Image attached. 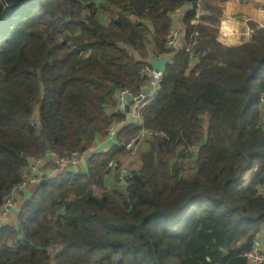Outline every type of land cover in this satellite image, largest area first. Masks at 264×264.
Instances as JSON below:
<instances>
[{
    "label": "trees",
    "instance_id": "1",
    "mask_svg": "<svg viewBox=\"0 0 264 264\" xmlns=\"http://www.w3.org/2000/svg\"><path fill=\"white\" fill-rule=\"evenodd\" d=\"M186 6L184 48L141 113L166 139L150 143L126 195L93 188L124 156L131 127L87 175L38 185L18 228H0V264H248L264 234V29L251 25L242 45L223 41L222 9L191 24L196 0H0V207L30 159L83 153L124 121L106 112L115 92L139 95L150 46L157 59L171 56L170 17ZM112 9L104 26L99 13Z\"/></svg>",
    "mask_w": 264,
    "mask_h": 264
},
{
    "label": "crops",
    "instance_id": "2",
    "mask_svg": "<svg viewBox=\"0 0 264 264\" xmlns=\"http://www.w3.org/2000/svg\"><path fill=\"white\" fill-rule=\"evenodd\" d=\"M196 3L198 7L197 11L200 16L199 24H203L201 20L202 18L209 17L211 15L210 10L208 9L209 6H213L223 10V15L219 19V26H218L219 38H221L223 41H227L235 45H242L247 41H249V39L255 32V30H253L251 25H255L257 30L259 29V27H264V13L258 10L259 7L264 8V0H196ZM189 8H190L189 6H186L182 9H179L170 17L172 21V26H176L178 29H180L181 33H183V27H182L183 20ZM110 12H116V10L112 9L110 10ZM113 18L115 19L116 15L113 16L112 19ZM131 20L134 23L140 22L135 18H132ZM192 21L191 24L194 25ZM182 38H183V34H182ZM176 52H173L169 58H165V59H168V62L170 63L171 59L173 58ZM163 59L164 58H160V59L155 58L153 56V48L150 46L149 58L145 61L147 65L150 66L149 63L152 60H163ZM197 63H198L197 60H193L192 68H194L197 65ZM159 89L154 85V81L152 79L143 80V83L140 86L139 95H134L132 93L133 97L130 99L129 105L127 107V112L129 116L127 118L123 117L124 121L121 122L123 124L122 130L128 127H131L134 130L136 129L138 123L137 118L141 117L142 110L146 106L151 104V102L156 97ZM143 106L144 108L142 109ZM106 112L109 117L119 116L114 110V104L112 107H108ZM36 117L39 118V111ZM204 129L205 131L207 130V122L205 124ZM117 143L118 140L117 142L109 141L107 135L105 137H97L96 141L92 146L94 150V154L92 157L108 153L111 149H113V147L119 146V143L118 144ZM88 163L82 164L75 169L68 167L67 169L68 171H64L65 168L58 164V160L55 157L52 158V160L45 165V171L43 172L42 175L45 179H52L64 175L66 173L87 175ZM141 167H142V163L133 164L132 165L133 173L134 174L139 173ZM255 174L256 171H253L246 175L245 177L246 185H248V183L255 176ZM38 185L39 184L31 186L26 192L21 193L18 196L17 209L12 216H10L7 219H4L1 217V213H0V228L4 226H11L14 228H18V220H17L18 213L23 207L25 201L29 200L34 195V193L38 188ZM93 190H94V194L97 197H100L105 192H115V191L122 195H126V191H127V189L120 190V188L117 185L115 175L110 172L104 177L102 188L94 187ZM53 251H57V249H53Z\"/></svg>",
    "mask_w": 264,
    "mask_h": 264
},
{
    "label": "built area",
    "instance_id": "3",
    "mask_svg": "<svg viewBox=\"0 0 264 264\" xmlns=\"http://www.w3.org/2000/svg\"><path fill=\"white\" fill-rule=\"evenodd\" d=\"M258 10L264 13L263 7H259ZM129 18L132 19L133 17L130 16ZM192 22L194 25H198L200 23L198 11L196 12ZM263 28L264 27H259V29ZM166 47L173 52L180 51L184 48L181 30L176 26H171L169 30L166 37ZM140 78L142 80L152 79L154 81V85L159 89L164 79V74L156 73L150 66H146L142 70ZM132 97L133 94L128 88H120L115 92L113 104L117 115L125 118L129 116L127 107ZM259 103L260 106L264 108V95L260 97ZM143 108L144 106L142 109ZM137 120L136 135L128 143L121 144V147L124 148L125 151L124 156L117 162L112 161L108 164L109 172L115 175L117 185L120 190L128 188L129 180L135 175L132 171V165L141 164L142 157L149 150L150 143L156 139H166V135L164 133L147 129L144 126L142 117H138ZM31 126L39 129L37 117L32 120ZM122 127V123L112 124L107 131L108 140L117 142V138L119 133L122 131ZM194 150V148H190V151ZM93 154V147H90L83 153L75 152L67 158L57 160L58 164L65 168L64 171H68V167L75 169L82 164L88 163ZM52 158H55L53 154H47L42 159H30L28 161V165L23 171L21 182L8 192L3 205L0 207L2 218L7 219L14 214L17 209V198L21 193L26 192L31 186L40 184L42 181L46 180L42 174L45 171V165L50 162ZM257 195L259 198L264 200V183L259 187ZM53 252L54 251L52 250L50 255L54 257L57 253L55 254ZM245 259L248 264H264V234L257 237L251 251L245 255ZM51 264H55L54 261H52Z\"/></svg>",
    "mask_w": 264,
    "mask_h": 264
},
{
    "label": "rangeland",
    "instance_id": "4",
    "mask_svg": "<svg viewBox=\"0 0 264 264\" xmlns=\"http://www.w3.org/2000/svg\"><path fill=\"white\" fill-rule=\"evenodd\" d=\"M113 15H114V12H100L99 13V20H100V22L104 25V26H107V25H109V22L111 21V19H112V17H113ZM38 107H36L35 108V111H34V116L36 117V115L38 114ZM184 164H185V162H184ZM186 165V168H184L185 169V171L187 172V173H189V169H190V162H188V164L186 163L185 164ZM187 173H185V175H188ZM55 249H57V248H55ZM59 250V249H58ZM53 253H57V251H54Z\"/></svg>",
    "mask_w": 264,
    "mask_h": 264
},
{
    "label": "water",
    "instance_id": "5",
    "mask_svg": "<svg viewBox=\"0 0 264 264\" xmlns=\"http://www.w3.org/2000/svg\"><path fill=\"white\" fill-rule=\"evenodd\" d=\"M168 59L163 60H152L149 64L150 67L156 72L165 74L166 66L168 65ZM224 257H226L228 254L226 251H223Z\"/></svg>",
    "mask_w": 264,
    "mask_h": 264
}]
</instances>
